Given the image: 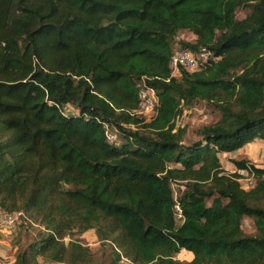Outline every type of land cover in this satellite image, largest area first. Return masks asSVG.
Wrapping results in <instances>:
<instances>
[{"label":"trees","instance_id":"1","mask_svg":"<svg viewBox=\"0 0 264 264\" xmlns=\"http://www.w3.org/2000/svg\"><path fill=\"white\" fill-rule=\"evenodd\" d=\"M186 49L218 60L174 76ZM199 103L217 121L188 140ZM255 140L264 0H0V210L43 226L15 264H264V167L221 162ZM90 231L99 258L65 241Z\"/></svg>","mask_w":264,"mask_h":264},{"label":"rangeland","instance_id":"2","mask_svg":"<svg viewBox=\"0 0 264 264\" xmlns=\"http://www.w3.org/2000/svg\"><path fill=\"white\" fill-rule=\"evenodd\" d=\"M245 16V12H239L238 17L241 19ZM190 35L186 34L185 41L189 42ZM181 77V72H175L174 76ZM150 119V118H147ZM217 121V116L213 108L206 104L199 103L190 110H185L178 120V125L188 130L187 138L192 140L195 132L202 126L212 124ZM252 182L242 183L243 187L251 189ZM43 230V226L36 224L29 217L23 215L20 217L14 228H10L4 222H0V264H15L19 254L29 249ZM246 233L255 230V223L252 219L246 218L244 224ZM73 240H79L83 245L88 246L94 253L101 255L102 248L95 234V231L87 232L83 235L74 234L65 239L66 243ZM184 254L179 258L184 259ZM40 262H43L40 260ZM46 264V263H44Z\"/></svg>","mask_w":264,"mask_h":264},{"label":"built area","instance_id":"3","mask_svg":"<svg viewBox=\"0 0 264 264\" xmlns=\"http://www.w3.org/2000/svg\"><path fill=\"white\" fill-rule=\"evenodd\" d=\"M179 39V38H177ZM218 59L213 56V53L208 49H202L200 52L194 53L191 50H177L171 61L172 73L185 70L189 72H194L202 68L209 62H216ZM140 106L136 111L138 116H143L145 118H152L156 112V107L158 104V99L156 92L146 87L140 92ZM106 128V136L110 143H116L118 136L110 130L108 126ZM248 182L249 179H244ZM175 219L183 222V210L178 201L177 193H175ZM21 217L20 213L9 214L3 210H0V222H4L10 228H14Z\"/></svg>","mask_w":264,"mask_h":264},{"label":"crops","instance_id":"4","mask_svg":"<svg viewBox=\"0 0 264 264\" xmlns=\"http://www.w3.org/2000/svg\"><path fill=\"white\" fill-rule=\"evenodd\" d=\"M186 34L190 35V42L195 43L197 37L191 33H183L182 37L185 39ZM235 160H246L257 167H264V141L255 140L251 144H248L245 148L234 154H224L222 155L221 162L223 169L229 173L236 172V166L234 165ZM250 219V218H249ZM246 218L244 219V223ZM183 254V253H182ZM181 254V255H182Z\"/></svg>","mask_w":264,"mask_h":264},{"label":"clouds","instance_id":"5","mask_svg":"<svg viewBox=\"0 0 264 264\" xmlns=\"http://www.w3.org/2000/svg\"><path fill=\"white\" fill-rule=\"evenodd\" d=\"M76 114H77V112H76ZM23 215L21 214V217H22Z\"/></svg>","mask_w":264,"mask_h":264}]
</instances>
